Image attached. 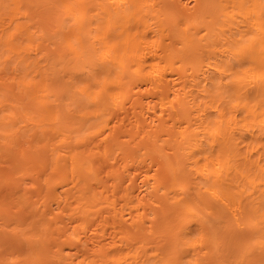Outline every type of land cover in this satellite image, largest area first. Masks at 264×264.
I'll use <instances>...</instances> for the list:
<instances>
[{"label": "bare ground", "instance_id": "1", "mask_svg": "<svg viewBox=\"0 0 264 264\" xmlns=\"http://www.w3.org/2000/svg\"><path fill=\"white\" fill-rule=\"evenodd\" d=\"M0 264H264V0H0Z\"/></svg>", "mask_w": 264, "mask_h": 264}]
</instances>
